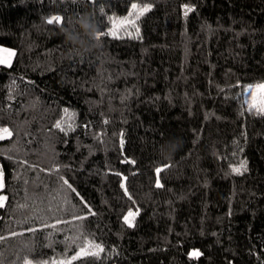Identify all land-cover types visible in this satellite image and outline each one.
I'll list each match as a JSON object with an SVG mask.
<instances>
[{"label": "trees", "instance_id": "obj_1", "mask_svg": "<svg viewBox=\"0 0 264 264\" xmlns=\"http://www.w3.org/2000/svg\"><path fill=\"white\" fill-rule=\"evenodd\" d=\"M0 45V264H264V0H0Z\"/></svg>", "mask_w": 264, "mask_h": 264}, {"label": "clouds", "instance_id": "obj_2", "mask_svg": "<svg viewBox=\"0 0 264 264\" xmlns=\"http://www.w3.org/2000/svg\"><path fill=\"white\" fill-rule=\"evenodd\" d=\"M100 29L96 20L90 14H83L74 20V23L61 28V33L67 43L76 51H87L99 41L97 34ZM172 152L168 153V156Z\"/></svg>", "mask_w": 264, "mask_h": 264}, {"label": "rangeland", "instance_id": "obj_3", "mask_svg": "<svg viewBox=\"0 0 264 264\" xmlns=\"http://www.w3.org/2000/svg\"><path fill=\"white\" fill-rule=\"evenodd\" d=\"M14 57H15L14 49L7 47V46L0 45V61H4V60L8 61V63H2V62L0 63L5 64V65H10L13 62ZM260 85H264V83L253 85L247 89L246 97L248 98L249 103L259 104L262 101V97L264 95V87H260ZM0 129H4V128H0ZM9 132L11 133L10 130ZM0 136H3L4 138L9 137L7 133H3V132H0ZM0 179H2L3 184H4V174H3L1 164H0ZM1 189L2 188H0V190ZM0 195H3V194H0ZM5 202L6 201H4L3 203L5 204Z\"/></svg>", "mask_w": 264, "mask_h": 264}, {"label": "snow or ice", "instance_id": "obj_4", "mask_svg": "<svg viewBox=\"0 0 264 264\" xmlns=\"http://www.w3.org/2000/svg\"><path fill=\"white\" fill-rule=\"evenodd\" d=\"M132 7H133V9H136V8H137V5L133 4ZM150 8H151V5H145L143 8L140 9V13H139V14L142 15L143 13L148 12V11L150 10ZM189 10H190V9H189ZM53 21L59 23V22L61 21V17H59V16H55V17H53L52 19H49V20H48V23L51 24V23H53ZM121 23H123V21H122ZM113 34H114V33H113ZM102 35H105V33H103V32H99V33L97 34V39H99L100 36H102ZM0 62H2V63H8L7 60L0 61ZM260 87H264V85H260ZM57 127H59V124H57ZM0 132L7 133L9 136L11 135V133L9 132V130H8L7 128L0 129ZM2 138H4V137H3V136H0V139H2ZM165 167H167V166H165ZM242 168H245V165H244L243 163H241L240 168H234L233 171L236 172V173H238V174H240ZM162 170H163L162 168H158V169L156 170V171H157V174H158L160 171H162ZM245 170H246V169H245ZM158 186H159V185H158ZM3 187H4L3 181H2V179H0V188H3ZM6 200H7V197H6V196L0 195V207H3V206H4V203H3V202L6 201ZM132 215H133V213L129 212L128 216H132ZM128 216L125 217V221H126V222H128ZM80 219H82V218H80ZM30 231H32V229H30ZM13 235H15V233H13ZM96 247H99V246L97 245ZM81 251L83 252L84 249H81ZM101 251H102V249H101ZM85 254H89V253H85ZM91 254H92V255H96L97 253H91ZM78 255H79V254H77V256H78ZM191 255H192V256H195V257H198V256L200 255V253L197 251V252H193V253H191ZM77 256H74L72 259H76ZM25 264H30V262H29V261H25ZM62 264H63V262H62ZM67 264H71V261H68Z\"/></svg>", "mask_w": 264, "mask_h": 264}]
</instances>
